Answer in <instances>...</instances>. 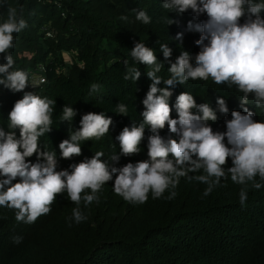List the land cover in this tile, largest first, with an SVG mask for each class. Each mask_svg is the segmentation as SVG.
I'll list each match as a JSON object with an SVG mask.
<instances>
[{"label":"trees","instance_id":"16d2710c","mask_svg":"<svg viewBox=\"0 0 264 264\" xmlns=\"http://www.w3.org/2000/svg\"><path fill=\"white\" fill-rule=\"evenodd\" d=\"M164 0H0V23L7 20L8 9L15 8L18 18L26 27L13 33V47L8 51L14 59L13 70H24L28 79L38 71L43 82L36 87L28 85L24 91L13 92L0 85V128L8 131V117L16 101L24 92L54 101L51 130L38 138L39 148L56 153L57 171H72L70 165L91 159L103 152L102 161L110 167L122 168L128 163L149 160L148 143L153 135L145 125L140 151L121 154L116 137L125 127L139 126L143 122L142 101L152 81L147 77L150 67L134 63L130 52L135 42L152 48L163 67L158 76L170 77V64L159 50L160 44L172 49L174 62L181 52L187 51L195 66V55L200 48L195 43L201 33L189 30L208 19L206 14L196 17L191 10L182 14L169 12L162 7ZM264 3V0H254ZM136 10H143L151 18L144 24L136 20ZM264 18V11L260 13ZM126 17V19H123ZM171 18L174 22L167 23ZM246 16L240 18L243 24ZM183 33L182 40H175ZM207 43V41H205ZM63 52L71 57L66 61ZM0 54V64L6 63ZM141 72L133 82L124 80L125 61ZM98 85L92 91V85ZM166 87L163 82L158 85ZM170 116L178 118L175 110L179 94L190 93L197 104L208 103L216 112V121H209L213 132H226V120L232 111L243 114L244 107L255 113L253 119L264 122V109L256 108L249 95V104L241 105L242 92L235 85L216 84L207 80H189L170 89ZM159 94V93H158ZM223 98L228 113H221L217 99ZM125 104L127 114L115 109ZM65 106L72 107L76 115L71 121H61ZM196 113V109L192 110ZM87 113H104L112 119L109 132L99 139L80 141L81 155L64 159L59 144L69 139L71 131L80 128ZM19 138V129H16ZM159 135L167 140L178 139L166 124ZM224 143L226 146L227 138ZM119 156L112 161L111 156ZM171 159V154L169 155ZM37 162L34 154L26 158ZM228 158L225 168L231 167ZM204 174L203 170L189 176ZM0 179L4 177L0 176ZM19 177L13 183L19 182ZM113 180L104 183L96 193L98 200L85 206L72 202L67 192L56 195L50 212L39 216L33 223L16 220V209L0 206V264H264V179L259 175L254 182L261 188L232 182L230 176L221 178L211 193L204 195L207 184L188 177H180L173 189L169 187L160 198L148 193L145 203H132L117 195ZM247 199L240 203V191ZM176 195L169 199L172 192ZM91 194L86 189L81 194ZM79 207L87 217L79 223L73 218V209ZM15 237H22L15 243Z\"/></svg>","mask_w":264,"mask_h":264},{"label":"clouds","instance_id":"9594fccd","mask_svg":"<svg viewBox=\"0 0 264 264\" xmlns=\"http://www.w3.org/2000/svg\"><path fill=\"white\" fill-rule=\"evenodd\" d=\"M162 7L169 12L182 14L191 10L196 17L206 14L208 19L198 24L188 23L189 30L201 33L195 42L200 51L194 57L187 51L181 52L175 61L171 60L172 49L167 44H160V51L165 61L170 64V77L158 76L164 66L158 62L152 48L135 42L130 52L134 63H143L150 67L147 77L152 81L146 98L142 101L145 110L143 122L139 126L125 127L116 137L121 154L125 156L140 151L139 145L144 136L145 125L150 126L151 135L148 143L149 160L139 161L135 165L128 163L122 168L110 167L102 161L103 152H96L91 159L70 165L72 171H57L55 152L41 150L38 138L51 130V107L55 102L32 92H24L23 98L16 101L8 117V131L0 128V206L16 209V220L33 223L36 219L50 212V205L56 195L67 192L68 198L76 205L83 202L85 206L98 200L96 193L101 186L113 180V190L126 201L145 203L151 191L153 198H160L166 189L175 188L180 177H188L205 183L207 196L219 185L221 178L230 176L232 182L246 185L252 181L253 187L261 188L255 183L257 174L264 179V122L253 119L255 113L244 107L232 111L231 120H226V132H213L209 121H216V112L208 103L197 104L194 97L184 92L178 95L175 103L177 119L170 116V90L176 84H185L189 80H207L209 77L218 85H235L242 92L241 105L249 104V95L256 108L264 109V3L254 0H164ZM136 20L148 24L151 18L143 10H136ZM246 16L243 24L240 18ZM126 19V17H123ZM174 21L168 17L167 23ZM26 21L18 18L15 8L8 9L7 20L0 23V54L6 63L0 64V85L13 92H21L30 84L28 73L13 70L14 59L8 51L13 47V33H19L26 27ZM183 33H177L175 40H182ZM207 41V43H205ZM127 66L123 76L126 81H137L141 72L137 67ZM43 81H41L42 83ZM163 82L166 87L160 88ZM36 87V83L31 84ZM92 85V91L98 89ZM159 93V94H158ZM221 113H228L223 98L217 99ZM196 109V113H193ZM120 114H127L125 104L115 109ZM75 110L65 106L61 121H71ZM112 119L104 113H87L82 116L80 128L71 131L69 139L59 144L60 155L64 159L81 155L80 141L99 139L109 132ZM168 125L169 131L178 139L167 140L159 135V130ZM19 129V138L16 136ZM227 138L226 146L224 143ZM36 155L37 162L26 158ZM171 154V159L169 155ZM228 158L232 166L225 168ZM112 161L119 156L113 154ZM203 170L204 174L189 176ZM19 177V182L13 183ZM91 189V194L82 193ZM173 191L168 197L172 199ZM247 199L246 191H240V203ZM73 218L79 223L87 217L79 207L73 209ZM22 237H15L20 243Z\"/></svg>","mask_w":264,"mask_h":264},{"label":"built area","instance_id":"2783aa9c","mask_svg":"<svg viewBox=\"0 0 264 264\" xmlns=\"http://www.w3.org/2000/svg\"><path fill=\"white\" fill-rule=\"evenodd\" d=\"M65 60L68 61L67 59H65ZM43 80H44V77L38 71H32L31 76H30V81H29L30 84L29 85L32 86L31 84L33 82H35L36 85H38Z\"/></svg>","mask_w":264,"mask_h":264},{"label":"rangeland","instance_id":"374dc122","mask_svg":"<svg viewBox=\"0 0 264 264\" xmlns=\"http://www.w3.org/2000/svg\"><path fill=\"white\" fill-rule=\"evenodd\" d=\"M62 54H63V57L65 59H67L68 61L71 59V57L69 56V53L68 52H63Z\"/></svg>","mask_w":264,"mask_h":264}]
</instances>
